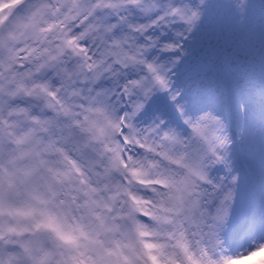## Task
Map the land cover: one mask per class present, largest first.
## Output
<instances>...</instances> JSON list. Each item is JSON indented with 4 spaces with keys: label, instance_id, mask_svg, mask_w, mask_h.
<instances>
[{
    "label": "snow or ice",
    "instance_id": "1",
    "mask_svg": "<svg viewBox=\"0 0 264 264\" xmlns=\"http://www.w3.org/2000/svg\"><path fill=\"white\" fill-rule=\"evenodd\" d=\"M262 252L264 0H0V264Z\"/></svg>",
    "mask_w": 264,
    "mask_h": 264
},
{
    "label": "clouds",
    "instance_id": "2",
    "mask_svg": "<svg viewBox=\"0 0 264 264\" xmlns=\"http://www.w3.org/2000/svg\"><path fill=\"white\" fill-rule=\"evenodd\" d=\"M239 264H264V252L251 259H244L240 261Z\"/></svg>",
    "mask_w": 264,
    "mask_h": 264
}]
</instances>
